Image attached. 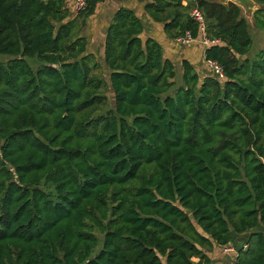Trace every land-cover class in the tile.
Here are the masks:
<instances>
[{
	"label": "trees",
	"instance_id": "obj_1",
	"mask_svg": "<svg viewBox=\"0 0 264 264\" xmlns=\"http://www.w3.org/2000/svg\"><path fill=\"white\" fill-rule=\"evenodd\" d=\"M103 1L0 0V264H212L227 243L264 264V52L242 8L137 0L174 41L201 37L198 9L218 77L125 6L101 65L83 30Z\"/></svg>",
	"mask_w": 264,
	"mask_h": 264
},
{
	"label": "crops",
	"instance_id": "obj_2",
	"mask_svg": "<svg viewBox=\"0 0 264 264\" xmlns=\"http://www.w3.org/2000/svg\"><path fill=\"white\" fill-rule=\"evenodd\" d=\"M72 3V0H68L66 6L71 13H74L72 9ZM121 6L132 8L136 11V14L140 16L144 23V31L141 36H149L158 40L163 47L165 58H168L175 63L186 59L195 67L197 71H202L203 69L207 68L204 59V49L206 48L204 45L199 42L180 45L177 44L174 40H169L163 31V24L152 21L144 12L143 3L138 2L137 0H104L97 5L94 14L87 20V24L83 30V34L88 40V47L90 44V52H93L95 54L94 50H96L98 52V55L100 56V59L103 58V43L106 27L110 22L114 12ZM263 7L264 5H258L254 3L253 11L251 12L254 24V11L258 8ZM245 17L249 23L248 17ZM176 45H179L180 48H177ZM239 239V236L235 235L234 240L238 242ZM207 254L212 260V264H222L225 259V255L221 253L220 249L214 248ZM193 260L197 261L198 259L193 258Z\"/></svg>",
	"mask_w": 264,
	"mask_h": 264
},
{
	"label": "built area",
	"instance_id": "obj_3",
	"mask_svg": "<svg viewBox=\"0 0 264 264\" xmlns=\"http://www.w3.org/2000/svg\"><path fill=\"white\" fill-rule=\"evenodd\" d=\"M72 9L74 13L82 11L86 7V0H72ZM192 17L198 22L201 32V37L199 39H194L190 32H185V34L178 36L175 42L180 45H187L194 42H199L205 47L210 44L217 43L218 40L209 39L204 33V23L203 17L198 9H193L191 12ZM207 68L216 76L223 77V72L221 66L214 60H205ZM221 253L225 255V259L222 264H236V251L233 243H227L222 246Z\"/></svg>",
	"mask_w": 264,
	"mask_h": 264
},
{
	"label": "rangeland",
	"instance_id": "obj_4",
	"mask_svg": "<svg viewBox=\"0 0 264 264\" xmlns=\"http://www.w3.org/2000/svg\"><path fill=\"white\" fill-rule=\"evenodd\" d=\"M252 11H253V7L249 8V9L246 7H242V13H243L244 17L247 16L248 20H249L250 34L252 37V45H251V48H250V51L248 54V58L251 60L258 58L259 51L264 52V31L260 30L254 24L252 16H251ZM176 46H177V48H180L179 45H176ZM89 49H90V44H89ZM94 52H95L96 60L102 65L103 61H102V59H100L98 52L96 50H94ZM4 59H5V57L0 55V60H4ZM108 96L111 97L110 92H108Z\"/></svg>",
	"mask_w": 264,
	"mask_h": 264
},
{
	"label": "water",
	"instance_id": "obj_5",
	"mask_svg": "<svg viewBox=\"0 0 264 264\" xmlns=\"http://www.w3.org/2000/svg\"><path fill=\"white\" fill-rule=\"evenodd\" d=\"M150 1H154V0H150ZM220 1H223V2L230 1V2H233L239 5L241 8L246 7L249 9L254 6V2L252 0H220ZM238 248H239V244H236V251H238Z\"/></svg>",
	"mask_w": 264,
	"mask_h": 264
}]
</instances>
